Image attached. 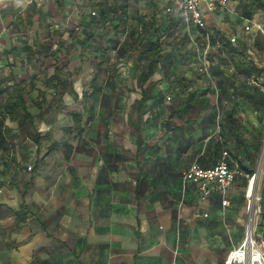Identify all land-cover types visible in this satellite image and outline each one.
<instances>
[{
    "label": "crops",
    "instance_id": "crops-1",
    "mask_svg": "<svg viewBox=\"0 0 264 264\" xmlns=\"http://www.w3.org/2000/svg\"><path fill=\"white\" fill-rule=\"evenodd\" d=\"M169 3L0 0V88L23 80L33 115L55 69L75 92L37 141L0 93V264H224L248 228L264 247V40L229 41L227 5L204 32ZM223 151L235 176L202 196L182 173Z\"/></svg>",
    "mask_w": 264,
    "mask_h": 264
},
{
    "label": "trees",
    "instance_id": "trees-1",
    "mask_svg": "<svg viewBox=\"0 0 264 264\" xmlns=\"http://www.w3.org/2000/svg\"><path fill=\"white\" fill-rule=\"evenodd\" d=\"M259 5H262L261 0H250ZM119 14L122 16L124 11L120 7ZM248 15V14H247ZM108 17V12L104 9H100L96 14H92V18H95V22L98 23L101 20H104ZM201 29V28H199ZM206 32V29H201ZM230 41V40H229ZM228 42V41H227ZM60 71L55 69L52 75H50L45 80V86L51 87L53 92L51 94V99L47 100L45 91L39 90L38 97L39 100H36L34 103L38 108V113L36 115L31 114L25 103V82L23 80H15L11 77L12 84L10 86H6L4 88H0V93L4 96V107L6 109L7 115L12 120H15L17 123V127L19 131L25 135L30 137L31 139L37 141L39 134L36 131V120L43 117L46 113L56 112L58 109L63 107L62 104V95L65 92H69L71 94H75L72 84L70 80L66 78L61 79L58 78V74ZM261 96H264L263 92H259ZM148 97V94L144 91L141 92V96L139 99L135 101L132 105V108L135 112L136 118L131 122L134 126L135 134L139 132V119L141 116V104ZM74 121H79V114L77 112H70ZM33 177V173H30L29 180L24 183L25 187L30 185L31 178ZM24 195V192L21 193ZM22 205V204H21Z\"/></svg>",
    "mask_w": 264,
    "mask_h": 264
},
{
    "label": "built area",
    "instance_id": "built-area-1",
    "mask_svg": "<svg viewBox=\"0 0 264 264\" xmlns=\"http://www.w3.org/2000/svg\"><path fill=\"white\" fill-rule=\"evenodd\" d=\"M228 0H170L166 6V11L180 16L184 20L193 22L198 28L206 29V22L203 19V10L214 11L217 7L226 5ZM91 11V14H94ZM247 27V26H246ZM234 41L233 37L229 38ZM226 151L222 152V156L211 166L201 167L196 162H192L182 173L183 180L195 182L202 196L209 194L213 190L224 191L232 182L236 170L229 167L225 159ZM28 169L30 166L27 167ZM225 203V200H222ZM250 239V238H249ZM246 240L242 245L235 250H231L226 259L225 264H239L245 258H229L231 253L237 251L241 253L245 249ZM250 246H253L251 240ZM264 248V247H263ZM239 249H242L241 251ZM239 250V251H238ZM246 255V254H245ZM263 255L261 253L259 264H264L262 261ZM255 263V262H254Z\"/></svg>",
    "mask_w": 264,
    "mask_h": 264
},
{
    "label": "rangeland",
    "instance_id": "rangeland-1",
    "mask_svg": "<svg viewBox=\"0 0 264 264\" xmlns=\"http://www.w3.org/2000/svg\"><path fill=\"white\" fill-rule=\"evenodd\" d=\"M262 5H259L257 3L251 2L250 0H230V2H227V6L224 8L223 12L227 9L232 8L233 11L230 12V15L227 18V22L229 23V29L230 33L228 34V38L233 37L235 42V45L238 46L239 42H244L247 46H249V40L250 38L254 37L257 38V40L254 41V43L257 46H260L258 41L264 40V37H259L260 35L263 36L264 34V0H261ZM229 3V4H228ZM237 9V10H236ZM241 10V11H238ZM245 12L250 13L247 15ZM242 14L244 16L246 15L247 21L242 20L241 22L237 21V17ZM227 16L226 14L223 15ZM222 21V20H221ZM244 24L247 26L244 27ZM264 42V41H263ZM240 47V46H238ZM80 91V90H78ZM0 101H2V97H0ZM251 239L253 241V246L257 248L263 255L262 261L264 262V248L262 246H259V242L257 238L252 236ZM248 246V247H247ZM251 248L250 243H246L245 245V251H249ZM226 259V258H225ZM224 259V264H225ZM233 264V262L231 263ZM239 264H248V256L242 262ZM254 264H259L255 262Z\"/></svg>",
    "mask_w": 264,
    "mask_h": 264
},
{
    "label": "bare ground",
    "instance_id": "bare-ground-1",
    "mask_svg": "<svg viewBox=\"0 0 264 264\" xmlns=\"http://www.w3.org/2000/svg\"><path fill=\"white\" fill-rule=\"evenodd\" d=\"M249 238H250V236L246 240V243H250L251 242L252 239L251 238L249 239ZM239 250L241 251L242 249H239ZM247 252L248 253H246L245 249L241 253H238L237 251H234V252L231 253V255H230L229 258L230 259L231 258H239V259H241V258H246V256H248V264H254V262L260 261V259H261V252L257 248L251 247L249 249V251H247Z\"/></svg>",
    "mask_w": 264,
    "mask_h": 264
},
{
    "label": "water",
    "instance_id": "water-1",
    "mask_svg": "<svg viewBox=\"0 0 264 264\" xmlns=\"http://www.w3.org/2000/svg\"><path fill=\"white\" fill-rule=\"evenodd\" d=\"M254 178H255V174L253 175L252 180H251V183H250V186H249L250 193L252 192V183H253L252 181L254 180ZM249 206H250V203H249ZM249 236H250V230L248 228L247 229V234H246L245 240H247Z\"/></svg>",
    "mask_w": 264,
    "mask_h": 264
}]
</instances>
